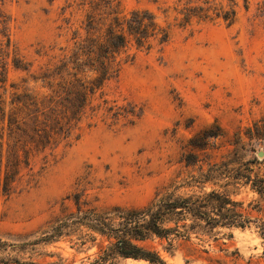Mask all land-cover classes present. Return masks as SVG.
<instances>
[{"label":"rangeland","instance_id":"obj_1","mask_svg":"<svg viewBox=\"0 0 264 264\" xmlns=\"http://www.w3.org/2000/svg\"><path fill=\"white\" fill-rule=\"evenodd\" d=\"M116 1L123 12L148 9L164 23H173L172 8L178 2ZM67 2L0 0V40L9 36L36 69L65 45L58 27L69 17V10L62 15ZM246 2L245 8L238 1L237 19L230 27L220 21L175 27L161 50L138 52L107 83L105 97L136 106L139 117L116 126L97 120L91 128L85 121L80 138L57 150L35 182L0 199V243L39 238L56 217L73 209L66 198L80 190L99 206L140 208L157 192L171 191L180 180L197 175L199 167L217 164L225 165L232 177L218 178L207 191H226L249 222L244 228L217 227L208 235L193 236L162 256L166 264H264V199L243 183L248 168L252 176L264 178V0ZM165 8H170L167 17L161 11ZM38 50L47 56H38ZM25 77L8 65L0 95L8 100L11 84L18 92L32 86L21 82ZM189 192L181 189L178 194ZM149 245L160 249L157 241ZM95 252L75 238H61L24 252L0 247V260L87 264ZM118 264L149 263L119 259Z\"/></svg>","mask_w":264,"mask_h":264},{"label":"trees","instance_id":"obj_2","mask_svg":"<svg viewBox=\"0 0 264 264\" xmlns=\"http://www.w3.org/2000/svg\"><path fill=\"white\" fill-rule=\"evenodd\" d=\"M238 1L178 0L172 8L173 23H164L148 9L123 12L116 0H69L62 8V15L69 10V17L58 27L66 36L65 45L36 69L3 34L0 87L7 82L8 65L24 73L21 82L32 86L18 92L11 84L9 99L0 95V199L35 182L57 150L80 138L85 121H90L87 128L94 127L97 120L108 126L121 121L133 123L141 112L130 103L119 105L108 100L107 83L117 78L138 52L166 46L175 27L186 29L215 21L232 26L238 15ZM242 2L246 8V0ZM169 10H161L164 17ZM36 54L47 56L42 50ZM38 164L40 168L35 171ZM251 173L248 168L243 183L264 199V178ZM231 177L225 165L207 164L206 170L199 167L197 175L180 180L169 187L171 191L157 192L140 208L99 206L80 190L66 198L73 209L56 217L39 238L19 244L1 242L0 247L24 252L29 246L75 238L81 247L89 244V248H96L87 264H118L119 259L166 264L162 253L171 255L193 236L208 235L217 227L244 228L249 222L243 221L237 209L240 204L233 202L226 191L206 189L218 178ZM181 189L190 192L180 195ZM153 241L160 249L149 245ZM0 264L37 263L11 258L0 260ZM48 264L64 263L59 260Z\"/></svg>","mask_w":264,"mask_h":264}]
</instances>
